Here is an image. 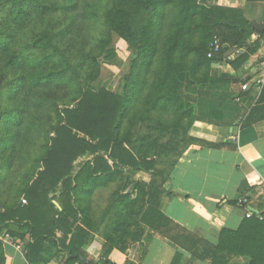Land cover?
Returning a JSON list of instances; mask_svg holds the SVG:
<instances>
[{
  "label": "trees",
  "instance_id": "trees-1",
  "mask_svg": "<svg viewBox=\"0 0 264 264\" xmlns=\"http://www.w3.org/2000/svg\"><path fill=\"white\" fill-rule=\"evenodd\" d=\"M89 25L100 31L87 47L78 36ZM254 34L264 31L251 28L242 10L207 8L198 0H0V152L9 153L0 161V180L16 168L20 132L41 135L32 143L36 152L25 153L15 200L0 206V235L22 246L28 264L81 263L77 256L93 235L105 240V255L113 246L124 251L145 226L210 264H264L261 205L238 228H223L216 245L160 210L162 195L170 193L163 184L195 121L253 122L255 107L243 119L236 102L245 94L251 101L243 88L248 80L220 64L229 63L223 53L230 48L245 49L236 64L255 53ZM214 36L221 39L217 49L210 46ZM114 37L134 52L116 90L100 84L99 59L112 58ZM263 89L258 92V81L251 88L256 102ZM84 155L89 158L75 171ZM126 170L149 179L134 181L127 192ZM121 179L95 219V193ZM0 264H6L1 238Z\"/></svg>",
  "mask_w": 264,
  "mask_h": 264
},
{
  "label": "crops",
  "instance_id": "crops-1",
  "mask_svg": "<svg viewBox=\"0 0 264 264\" xmlns=\"http://www.w3.org/2000/svg\"><path fill=\"white\" fill-rule=\"evenodd\" d=\"M198 3L207 8L242 10L244 20L251 28L256 30L258 27L264 31V0H198ZM255 36L252 35L251 39L255 40ZM244 50L243 47L226 50L223 57H230L229 63H221L220 69L239 80H248V88L244 91L249 92L251 101L245 94L236 102L242 109L243 119L251 107H255L250 114L253 122L240 127L237 121L232 124L195 121L188 133L191 140L163 184L170 193H164L160 200V210L166 216L210 245L218 243L223 228H238L246 210L254 209V213H258V206L261 205L264 214V93L260 102H256L258 94L253 98L251 92L259 78L257 62L264 53V46L260 44L259 49L245 61L234 63ZM261 89L258 86V92ZM239 96L237 91L234 97ZM88 158L87 155L78 158L74 163L75 171ZM124 175L130 184H127V192H131L134 181L149 179L141 171L126 170ZM238 196L246 199L244 207L231 202ZM54 203L60 208L57 201L54 200ZM62 234L59 232L58 237L61 238ZM2 242L6 264H28L23 251L9 242L7 235H2ZM83 248L82 256L86 261L70 264H171L174 258L175 264H210L208 260L196 258V254L192 255V252L148 229L124 251L113 246L105 255V240L99 235H93ZM48 264L57 263L52 260Z\"/></svg>",
  "mask_w": 264,
  "mask_h": 264
},
{
  "label": "rangeland",
  "instance_id": "rangeland-1",
  "mask_svg": "<svg viewBox=\"0 0 264 264\" xmlns=\"http://www.w3.org/2000/svg\"><path fill=\"white\" fill-rule=\"evenodd\" d=\"M87 29L89 31H85L82 35H79L78 38L79 44L90 47L98 38L100 30L97 26L94 25H89ZM216 37L221 41L219 36ZM112 40V46L115 50L112 58L107 59L103 55L99 57L101 61L100 84H107L113 90H116L119 87V84H121V79L123 78V76L125 74H128L131 68V63L134 59V52L131 48H128L127 45L121 40L115 37L112 38ZM62 46L66 48L67 41L62 42ZM69 51H71V49H69ZM32 98L36 99L35 97ZM27 100L29 101V99ZM27 111L28 113H35L32 109H28ZM27 114H25L24 116H26ZM37 116L42 119L45 118L41 114H37ZM5 124L6 123L3 122V125ZM23 134L24 132H20L19 142L15 146L16 150L13 153L14 158L16 159V168L12 171L6 170V175L4 176V178H2V180H0V206L2 207H6V205L15 200L14 197L19 189V185L24 181L23 176L20 175V173L27 170V160L26 157H24L25 153L33 154L34 152H36L35 145L32 147V143L34 141H38L41 138V135L36 131L29 132L27 134V138H25ZM184 146L185 143H181L178 148L182 149ZM21 150L24 151L23 154L19 153ZM5 152L6 148L3 152H0V161L7 155H9L8 152ZM121 181L123 180L121 179L120 181H116L110 184L106 188L97 190L93 197V215L95 219L98 220L101 217L103 210L106 208L110 200L112 192L121 184ZM20 198H23V196H21ZM146 229L148 228L145 226L144 230Z\"/></svg>",
  "mask_w": 264,
  "mask_h": 264
},
{
  "label": "built area",
  "instance_id": "built-area-1",
  "mask_svg": "<svg viewBox=\"0 0 264 264\" xmlns=\"http://www.w3.org/2000/svg\"><path fill=\"white\" fill-rule=\"evenodd\" d=\"M257 39H259L260 41V44L264 46V36H260L259 34H256L255 36ZM220 45V42L218 40V38L216 36H214L212 42L210 43V46H211V49H217ZM211 53L212 51H210V53L207 54V57H211ZM263 54V53H262ZM227 60L230 59V57H226ZM259 78H258V86H259V89H261L263 87V84H264V59L263 57H261V55L259 56ZM247 85H244L243 88L245 89ZM21 203L22 204H25L26 203V200L25 199H21ZM239 203L240 204H246V199H240L239 200ZM252 211L250 210H246V214H245V217L249 218L252 216ZM261 218V217H260ZM3 235V234H2ZM2 235H0V238L2 239ZM7 239H8V236H7ZM9 242H11L9 239H8ZM17 248H20L22 251H24L22 249V246L21 245H15Z\"/></svg>",
  "mask_w": 264,
  "mask_h": 264
},
{
  "label": "water",
  "instance_id": "water-1",
  "mask_svg": "<svg viewBox=\"0 0 264 264\" xmlns=\"http://www.w3.org/2000/svg\"><path fill=\"white\" fill-rule=\"evenodd\" d=\"M256 30L259 31V32H262V29H259L258 27H256ZM246 88H248V86H246ZM251 211L252 212H256V210H254V209H251ZM77 258L82 260V261H86V258H84V257H82L80 255H78Z\"/></svg>",
  "mask_w": 264,
  "mask_h": 264
}]
</instances>
